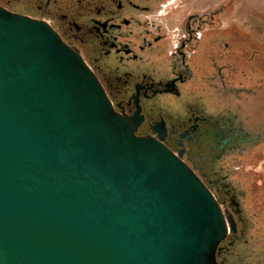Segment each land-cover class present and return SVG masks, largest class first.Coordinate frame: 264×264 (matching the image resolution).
<instances>
[{"label":"water","instance_id":"obj_1","mask_svg":"<svg viewBox=\"0 0 264 264\" xmlns=\"http://www.w3.org/2000/svg\"><path fill=\"white\" fill-rule=\"evenodd\" d=\"M136 126L53 28L0 7V264H217L219 204Z\"/></svg>","mask_w":264,"mask_h":264},{"label":"flooded vegetation","instance_id":"obj_2","mask_svg":"<svg viewBox=\"0 0 264 264\" xmlns=\"http://www.w3.org/2000/svg\"><path fill=\"white\" fill-rule=\"evenodd\" d=\"M0 0L48 24L134 134L179 157L222 210L217 264H264V42L206 0Z\"/></svg>","mask_w":264,"mask_h":264},{"label":"rangeland","instance_id":"obj_3","mask_svg":"<svg viewBox=\"0 0 264 264\" xmlns=\"http://www.w3.org/2000/svg\"><path fill=\"white\" fill-rule=\"evenodd\" d=\"M206 3L213 8L224 5L222 20L234 23L264 42V0H206ZM258 179L264 188V162Z\"/></svg>","mask_w":264,"mask_h":264}]
</instances>
